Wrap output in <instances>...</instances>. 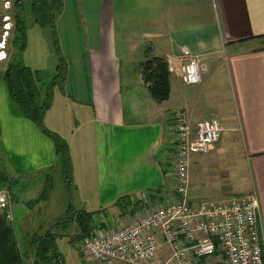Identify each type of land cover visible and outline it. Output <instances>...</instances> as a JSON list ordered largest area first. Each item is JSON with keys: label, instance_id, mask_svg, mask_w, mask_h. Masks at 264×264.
I'll return each mask as SVG.
<instances>
[{"label": "crops", "instance_id": "crops-1", "mask_svg": "<svg viewBox=\"0 0 264 264\" xmlns=\"http://www.w3.org/2000/svg\"><path fill=\"white\" fill-rule=\"evenodd\" d=\"M15 1V12L24 13ZM139 1L145 4L144 13L133 19L138 17L134 24L144 28V59L149 46L177 69L197 59L202 83L188 87L180 76L171 74L170 98L158 104L143 80L142 60L135 83L126 80L128 85H123L122 61L116 52L120 30L104 3L98 25L101 48L91 50L85 77V103L91 114L87 109L81 113L84 121H92V131L85 134L84 142L95 160L94 167L91 163L87 170L85 189L93 192L86 194L90 199L85 204L97 212L126 195L145 209L165 203L175 196L173 125L178 112L188 109L194 121H201L215 110H229L223 120L226 133L222 140L207 155H191L189 201L194 206L200 200L254 193L264 240V0ZM3 63L0 61V143L8 164L4 170L15 179L13 200L22 192V181L44 177L58 156L53 142L14 103L7 82L8 63ZM210 73L224 80L218 84H224L226 92L212 96L206 90L204 78ZM124 74L126 79L131 77V72ZM66 117L70 113L63 111L56 121ZM226 151L231 157L228 170L219 164ZM233 154L246 164L245 180L239 178L244 170L239 169L236 158L232 161ZM32 237L25 246L17 234L26 264L34 261Z\"/></svg>", "mask_w": 264, "mask_h": 264}, {"label": "rangeland", "instance_id": "rangeland-1", "mask_svg": "<svg viewBox=\"0 0 264 264\" xmlns=\"http://www.w3.org/2000/svg\"><path fill=\"white\" fill-rule=\"evenodd\" d=\"M11 1L13 3V0ZM104 3L106 11L115 16L118 32L120 30L116 52L122 61L123 85L128 83V81L135 83V72L139 68V61L144 60L143 50L145 48L143 46L144 41L141 38L144 34V28L140 23L134 24L135 19L139 20L138 17L133 19L135 14L144 13L145 4H142L139 0H64V8L56 20L59 53L55 49L53 31L50 28L34 24L29 14L28 4H26L27 10L24 11L23 15L28 24V47L22 55L18 53V47L14 46V16L16 12L13 6L10 10L5 9L3 1L0 0V44L3 47L0 48V59L4 58V60L0 61L4 62L3 64L5 65V62L9 63L20 56V60L25 65L33 70L43 71L47 74L44 77L45 85L52 82L59 64L62 63L67 72L63 85L64 90H61L60 87L54 89L53 102L49 111L52 108L53 110L51 114L48 113L49 111L47 112L50 116L46 113L43 126L50 132L56 133L67 143L71 172L69 175L67 174L63 160L58 158L54 168L47 171L44 177L36 178L38 180L34 178L31 181H22L20 185L22 192L13 198L14 201L12 200L15 212L14 226L20 237V243L26 246L30 236H42L44 232L53 227L58 234L63 235V238L58 240V246L60 253L64 257V264H83V259L79 254L80 242H76L75 245L71 243L72 238L78 233L77 226L72 225L66 231L58 224H63L65 218L70 215L71 206L74 210L73 213L81 210L94 212V209H92L94 207L85 204V201L89 198L86 194L93 192L85 189V183L89 176L87 170L91 169V163L94 167L95 160L93 161L91 158V150H88V144L84 142L85 134L89 130L92 131V121H84L81 113L83 114V111L87 109L89 116L91 114L90 108H87L85 103L84 88L85 80L87 81L85 77H87L88 73V56L91 54V50L101 48L98 42V25L104 9ZM6 15L11 18V28L7 34L4 31V16ZM129 26L134 29H130ZM126 39H128V42H123ZM134 40L137 42V47L132 45L135 44ZM61 57L63 59L62 62L60 61ZM124 72H131V77L124 78ZM219 80L223 79L221 77L217 79L211 73L204 78L205 88L212 92V96L215 95L214 92L218 95L222 91L226 92L224 84H218ZM63 96L66 97L64 103L61 100ZM224 98H226L225 94L224 97L221 96L222 100ZM63 111L70 113V118L66 117L62 121H56L61 119ZM227 111L229 112V110L225 112L223 109L215 110L216 113L214 115L223 121L228 116ZM223 123L225 124L226 121H223ZM85 129L87 130L85 131ZM89 147L92 148L91 143ZM225 153L221 158L224 161L219 164H225L223 168L228 170L227 162L231 157L229 158V152L226 151ZM234 158L236 157L233 154L232 161ZM236 159L239 169L244 170V173H241L239 178L241 180L244 176L245 180L246 164L241 159ZM7 165V158L0 143V171H4V167ZM20 177L17 176L18 179ZM228 182L230 183V181ZM30 202L32 204H28ZM143 211L139 213H143ZM108 212L104 222L111 228L118 225L120 221L129 220L127 216H125L126 218H120L113 216L114 213L110 210ZM85 261L88 264H96L91 261L88 262L86 258Z\"/></svg>", "mask_w": 264, "mask_h": 264}, {"label": "built area", "instance_id": "built-area-1", "mask_svg": "<svg viewBox=\"0 0 264 264\" xmlns=\"http://www.w3.org/2000/svg\"><path fill=\"white\" fill-rule=\"evenodd\" d=\"M2 1L7 10L14 5V0ZM10 21V16H4L5 34ZM169 72L188 87L202 83L197 59L180 69L169 64ZM225 133L216 115L194 121L188 109L179 111L173 125L175 196L85 238L80 248L86 260L96 264H264L260 207L254 193L200 200L194 206L189 201L191 155L209 154ZM0 211L8 222L13 221L12 196L6 188L0 189Z\"/></svg>", "mask_w": 264, "mask_h": 264}, {"label": "trees", "instance_id": "trees-1", "mask_svg": "<svg viewBox=\"0 0 264 264\" xmlns=\"http://www.w3.org/2000/svg\"><path fill=\"white\" fill-rule=\"evenodd\" d=\"M16 3L21 4V7L18 8L24 11L27 10L26 4H28L29 14L34 24L50 28L53 31L55 49L59 53L56 20L58 15L62 13L64 0H17L15 5ZM27 30L28 24L23 13H16L14 16V46L18 47L20 55L28 47ZM19 57L10 61L6 70L11 97L19 110L53 142L57 156L63 160L69 175L71 162L67 143L56 133L50 132L43 126L44 117L53 102L54 89L60 87L61 90H64L66 68L62 63L59 64L52 82L45 85L44 77L47 74L28 67ZM62 60L61 57L60 61L62 62ZM141 71L153 100L158 104L167 102L171 94L172 78L167 60L157 56L153 48L149 46L145 51V59L141 63ZM14 183L15 179L6 170L0 171V189L7 188L12 195L14 194L13 188L16 186ZM110 208H104L97 212L81 210L73 213L74 210L71 206L70 215L65 218L63 224L58 225L66 231L72 225H76L78 233L72 238L71 243L75 245L76 242H80L81 245L85 238L92 237L98 229L111 227L103 221L109 210L115 213L113 216L122 218L135 216L141 208V210L145 209V206L141 205L140 202H134L131 196L126 195L119 197ZM13 223L14 219L12 222H8L3 212L0 211V264H26ZM61 238L63 235L58 234L53 227L44 236L33 235L31 239V244L35 247L33 264H64V257L58 246V240ZM79 254L83 259V264H88L81 248H79Z\"/></svg>", "mask_w": 264, "mask_h": 264}]
</instances>
